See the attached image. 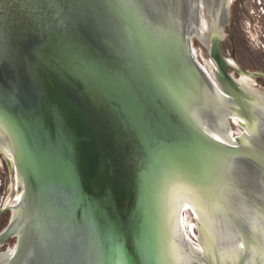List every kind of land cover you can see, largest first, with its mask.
<instances>
[{
    "label": "water",
    "instance_id": "water-1",
    "mask_svg": "<svg viewBox=\"0 0 264 264\" xmlns=\"http://www.w3.org/2000/svg\"><path fill=\"white\" fill-rule=\"evenodd\" d=\"M226 29V0H0V264H264V77Z\"/></svg>",
    "mask_w": 264,
    "mask_h": 264
},
{
    "label": "rangeland",
    "instance_id": "rangeland-1",
    "mask_svg": "<svg viewBox=\"0 0 264 264\" xmlns=\"http://www.w3.org/2000/svg\"><path fill=\"white\" fill-rule=\"evenodd\" d=\"M226 0L227 29L222 35V49L237 66L264 73V0ZM251 65H248L250 64ZM8 164L0 156V203L6 204L4 192ZM3 217L10 222L9 211ZM6 227H0L2 231Z\"/></svg>",
    "mask_w": 264,
    "mask_h": 264
},
{
    "label": "snow or ice",
    "instance_id": "snow-or-ice-1",
    "mask_svg": "<svg viewBox=\"0 0 264 264\" xmlns=\"http://www.w3.org/2000/svg\"><path fill=\"white\" fill-rule=\"evenodd\" d=\"M71 55L74 61L79 64L83 72L88 73V74H96L99 71L98 65L92 62L89 59L87 53L84 52L83 50L73 49L71 52ZM3 58H4V45H3L2 39H0V60H3ZM56 124L61 134H64L65 133V123H64V119L62 115H59V114L57 115ZM110 203H111L110 197H106L104 201L105 206L110 205Z\"/></svg>",
    "mask_w": 264,
    "mask_h": 264
},
{
    "label": "flooded vegetation",
    "instance_id": "flooded-vegetation-1",
    "mask_svg": "<svg viewBox=\"0 0 264 264\" xmlns=\"http://www.w3.org/2000/svg\"><path fill=\"white\" fill-rule=\"evenodd\" d=\"M230 1H231V2H230V4H231V3H232V0H230ZM229 61H230V64H233V65L237 66L236 61L233 60L232 58L229 59ZM248 65H251V63L248 64ZM237 69L248 71V72L250 73V75H252V72H251L250 70H248V69L241 68V67H238ZM236 73H238L239 75H240V74H243V73H239V72H236ZM257 74H260L259 77H264V73H257ZM16 206H18V205H16ZM16 206H8V205L3 206V203H0V227H3V226L6 225V227L4 228V230H6V229L10 226L12 220H11V222H8V223H7V218L3 217V215H4V213H5L6 211H9V208H13V207H16ZM4 230L0 231V233L3 232ZM15 238L17 239V237H15ZM8 240H9V239H8ZM8 240H7V241H8ZM7 241H5V242H4L3 244H1L0 246L4 245Z\"/></svg>",
    "mask_w": 264,
    "mask_h": 264
},
{
    "label": "bare ground",
    "instance_id": "bare-ground-1",
    "mask_svg": "<svg viewBox=\"0 0 264 264\" xmlns=\"http://www.w3.org/2000/svg\"><path fill=\"white\" fill-rule=\"evenodd\" d=\"M226 17H227V13H226ZM228 20V19H227ZM228 61H229V59H228ZM230 62V61H229Z\"/></svg>",
    "mask_w": 264,
    "mask_h": 264
}]
</instances>
